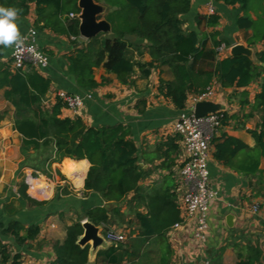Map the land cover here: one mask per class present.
Segmentation results:
<instances>
[{"label":"trees","instance_id":"obj_1","mask_svg":"<svg viewBox=\"0 0 264 264\" xmlns=\"http://www.w3.org/2000/svg\"><path fill=\"white\" fill-rule=\"evenodd\" d=\"M95 1L100 3L102 0ZM253 1L214 0V3L240 7L243 16L237 18L236 25L242 32L252 31L247 39L249 47L264 43V2L261 1V14H257V20H254L250 15ZM191 2L107 0L106 3L114 9L106 16L112 35L100 34L86 43H80L81 22L78 16L81 9L78 0H0V6L16 7L21 10L19 17H27L31 5L35 4L34 29L50 31L72 40L76 48L67 56L68 71L82 89H95L100 85L95 80V70L101 67L115 75L122 84H130L137 71L142 77L149 78L152 69L169 67L174 81L162 82L161 90L166 92L177 110L184 111L190 96L206 93L216 80L223 89H245L261 80L260 92L254 102L247 99L242 102V107L248 106L252 112L261 114L258 127L250 131L256 142L255 148L227 135L213 140L216 161L245 177H254L260 171L261 158H264V50L256 52L254 59L244 55L220 58L219 50L232 46L219 39V31L213 30L201 37L195 31L184 30L181 17L190 12ZM219 20L220 17L213 14L200 18V24L215 29ZM126 36H135L137 41L125 40ZM131 48H135L139 55L148 53L151 61H135L130 56ZM9 67L0 66V89L16 109L15 125L24 138L25 146L31 147L36 154H46L49 150L50 153L38 161L40 165L48 164V167L61 163L65 158L76 161L87 158L91 167L85 180L86 191L97 193L103 201L116 206L113 209L96 207L78 216L77 222L67 228L64 242L55 245V264H88L90 245L82 247L79 244L84 235L82 221L87 219L107 232V227L113 222L112 217L120 215V204L131 194L129 207L144 208V212L136 210L135 215L140 237L164 239L175 225L182 222L177 205V185L173 180L149 191L141 186L152 172L139 164V149L131 139L128 126L91 127L81 117L64 118L62 112L66 104L61 98L56 97L52 106H44L51 89L49 79L31 65L16 72ZM243 96L247 98L248 93L244 92ZM221 116L224 126L229 116L227 113ZM180 140L179 135L168 138L159 145L157 156L167 161L171 154L180 150ZM87 167L83 162L65 161L63 171L76 186L81 187ZM41 169L44 173L48 171L45 167ZM31 183L33 193L43 198L51 196L52 184L41 179H33ZM23 231L26 232L24 236ZM40 232L39 226L25 228L14 222L3 234L14 237L17 244L23 245L38 238ZM118 251L119 247L111 246L99 254L106 258L107 264H121L122 256ZM11 260L12 264H23L20 256L12 257L9 248L0 240V264H8Z\"/></svg>","mask_w":264,"mask_h":264},{"label":"crops","instance_id":"obj_2","mask_svg":"<svg viewBox=\"0 0 264 264\" xmlns=\"http://www.w3.org/2000/svg\"><path fill=\"white\" fill-rule=\"evenodd\" d=\"M261 1L264 2V0H256L251 6L250 15L254 20H257V14H261L263 7ZM103 6L106 11L98 20H106V16L114 10L105 2ZM213 7L215 14L220 17L215 29L206 27L204 23L200 24V18L210 15L209 1L192 0L190 12L181 17L184 21V30L195 31L201 37L204 34L209 35L213 30L219 31L221 34L219 39L229 42L231 46L241 44L253 50L252 59L255 58L256 52L264 50V43L254 47L248 46L247 39L251 37L252 31L245 33L238 29L236 20L243 16L239 6L214 3ZM35 9V4H32L30 14L18 18L23 36L34 29ZM105 35L110 36L112 32ZM87 41L89 40L80 38V43ZM136 41L137 38L133 42ZM36 42L49 57L47 68L36 69L39 74L51 81L48 100L44 101V106H52L59 91L79 96L90 94L92 99L86 102L82 119L91 127L124 124L131 129V139L139 149V164L152 172L141 186L149 191L155 187H163L167 180H173L177 185L176 176L184 160L181 140L178 142L180 150L171 154L167 161L159 158L156 153L160 144L177 135L174 125L183 112L177 110L166 92L161 90L162 82L166 84L174 81L171 69L154 68L149 78L142 77L140 71H137L130 84H122L115 75L109 74L101 67L95 70V80L100 85L95 89H82L68 71L67 56L76 48L72 40L57 36L50 31L37 30ZM130 56H133L135 61L143 63L151 61L148 53L139 55L135 48L130 49ZM229 56H231L230 49L227 48L226 53L220 55V58ZM1 65L10 66L9 69L16 72L12 67V48L0 49ZM260 85L261 80H258L245 89H223L217 80L214 82L212 86L214 96L206 102L218 107L215 112H225L229 116L217 138L223 135L235 137L250 148H255L256 142L250 131L258 127L261 114L252 112L248 106L242 107V102L247 99L253 103L256 94L260 92ZM244 92L248 93L247 98H244ZM193 98V96L189 97L186 109L190 108ZM62 114L64 118L76 117L67 109H63ZM15 115V107L5 98L4 90L0 89V226H3L0 228V240L9 248L12 257L20 256L23 264H55V245L64 242L67 228L77 222V212L83 215L96 207L113 209L116 206L103 201L99 194L86 191L85 180L89 167L81 187L76 186L64 173L65 161L79 163L84 160L65 158L61 163H53L51 167H48V164L40 165L39 162L32 163L36 152L31 147L25 146L23 136L16 129ZM214 150L212 144L211 181L219 197L211 210L209 233L205 241L199 243L194 239L195 220H189L178 229L172 228L164 239L140 237L135 217L137 209L129 207L128 204L133 197L131 194L125 201L127 203L123 202L119 206L118 218L125 222L120 230L126 232V242L119 245L104 242L97 247L90 243L88 264H107L106 258L99 253L111 246L119 247L121 264H238L239 262L264 264V158L260 160L259 173L254 177H245L216 161ZM42 167L51 174L54 173L56 182L59 183L61 181L58 180L57 174H60L62 180H65L64 183L72 184L75 193L80 197L76 195L77 197L74 198L70 191L64 195L63 186L59 185L55 195L53 187L51 196L38 198L29 188L27 180L32 177V180L42 179L49 184L50 179H43ZM36 173H39V177H36ZM255 205L260 207L258 214L252 211ZM138 210L144 212L142 207ZM229 215L234 216L232 228L227 225ZM86 221L88 220L84 219L82 224ZM14 222L25 228L39 226L40 235L35 240L19 245L14 237L3 234V231ZM111 224L112 222L107 230L117 229ZM100 229L104 234V228L100 227ZM25 233L23 231L22 235L24 236ZM258 258L260 261H256ZM8 264H12V260Z\"/></svg>","mask_w":264,"mask_h":264},{"label":"built area","instance_id":"obj_3","mask_svg":"<svg viewBox=\"0 0 264 264\" xmlns=\"http://www.w3.org/2000/svg\"><path fill=\"white\" fill-rule=\"evenodd\" d=\"M209 1L210 15L215 14L214 0ZM72 17H74L72 15ZM37 30L31 29L23 36L24 41L19 49L12 48V67L15 70H25L31 65L35 69H44L49 65V57L36 42ZM225 47H222L219 52ZM213 88L198 97L193 98L190 108L183 111L174 125V131L180 136L184 150V160L178 170L177 180V205L181 212L182 222L173 228L178 229L189 220H195V241L202 243L208 236L210 227V215L214 203L218 200L219 193L212 186L210 160L212 157L213 140L218 137L222 129V116L225 112L208 113L197 117L196 105L206 102L214 96ZM56 97L61 98L67 110L76 117L83 116L86 102L92 99L90 94L85 96L72 95L59 91ZM32 177L27 180L29 188H32ZM253 213H260V207L255 205ZM106 242L114 245L123 244L127 240L124 230L111 229L103 236Z\"/></svg>","mask_w":264,"mask_h":264},{"label":"water","instance_id":"obj_4","mask_svg":"<svg viewBox=\"0 0 264 264\" xmlns=\"http://www.w3.org/2000/svg\"><path fill=\"white\" fill-rule=\"evenodd\" d=\"M79 8L81 9L80 19V36L86 40H90L99 34L111 33V25L106 20H98L99 16L103 15L106 8L97 4L95 0H79ZM125 40L135 41V36H126ZM231 56H247L253 58V50L238 44L230 48ZM218 109L211 103L200 102L196 105L195 114L197 117H202L208 113H214ZM84 235L80 238L79 244L84 247L90 243L97 247L106 242L101 234L100 227L95 226L89 221L84 222ZM227 225L232 228L234 226V216H227Z\"/></svg>","mask_w":264,"mask_h":264},{"label":"clouds","instance_id":"obj_5","mask_svg":"<svg viewBox=\"0 0 264 264\" xmlns=\"http://www.w3.org/2000/svg\"><path fill=\"white\" fill-rule=\"evenodd\" d=\"M20 12L21 10L16 7L0 6V49H19L23 43L24 37L18 24ZM83 163L91 167L87 158Z\"/></svg>","mask_w":264,"mask_h":264},{"label":"rangeland","instance_id":"obj_6","mask_svg":"<svg viewBox=\"0 0 264 264\" xmlns=\"http://www.w3.org/2000/svg\"><path fill=\"white\" fill-rule=\"evenodd\" d=\"M106 1L107 0H102L101 2H100V4L101 5H104V2L106 3ZM256 1V0H255ZM255 1H253V3H252V5L254 4V2ZM107 4V3H106ZM108 5V4H107ZM108 8H110L109 6H108ZM111 9V8H110ZM231 43H234V41H231ZM220 55L221 56H223L225 53H226V49H223V50H221L220 52ZM50 153V151L49 150H47L46 151V154L44 153V152H41V153H37V154H34V156H33V158H32V163H38V161H42L48 154ZM37 174V176L36 177H39V173H36ZM43 175H44V178L43 179H50L51 180V182H49V184H52V185H54L53 187L55 188V191H54V195L56 194V192L58 191L57 189H58V186L59 185H62L63 186V194L64 195H67V193H69V191L73 194V197L75 198V197H77V196H79L80 197V195L78 194L77 195V193H75V191H74V186L72 185V184H69L68 182H65L64 183V179L62 180V177H61V175L60 174H57L58 175V180H60L61 182L59 183V182H56V175L53 173V174H51L50 173V171H46L45 173L43 172L42 173ZM64 178V177H63ZM36 179V178H35ZM42 180V179H41ZM56 184V185H55ZM56 186V187H55ZM75 193V194H74ZM38 198H43L42 196H39L38 194H36V193H34ZM77 195V196H76ZM125 203H127V202H125ZM77 216H80V212H77ZM113 222H112V226H116V228L117 229H115V230H120V228L121 227H123V225H125V222H124V220H120L118 217H113V220H112ZM121 221V222H120ZM126 224H127V222H126ZM101 230V229H100ZM101 234H102V232H101ZM105 235V233L104 234H102V236H104Z\"/></svg>","mask_w":264,"mask_h":264}]
</instances>
